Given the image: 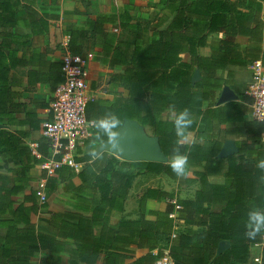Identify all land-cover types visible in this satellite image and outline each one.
Wrapping results in <instances>:
<instances>
[{"label":"trees","instance_id":"obj_1","mask_svg":"<svg viewBox=\"0 0 264 264\" xmlns=\"http://www.w3.org/2000/svg\"><path fill=\"white\" fill-rule=\"evenodd\" d=\"M73 1L85 7L90 2ZM262 2L159 0V11L152 21L135 20L139 13L131 16L129 6L121 5L116 12L87 16L80 24L67 23L63 35L70 54L93 52L99 66L120 69L92 86L110 99L89 102L86 119L95 121L114 112L121 123L124 119L137 121L147 134L158 138L167 163L126 162L106 152L94 157L95 149L106 140L97 139L93 128L75 151L80 171L61 166L46 180L48 191L66 181L67 191L73 192V209L49 217L60 240L41 233L33 235V240H24L21 255L10 257L16 264H26L39 247L48 253L41 264H57L60 253L67 255V264H125L127 256L119 251L124 249L130 259L131 246L147 252L128 264H152L164 251L180 264H249L253 245L262 246L264 264V234L255 238L245 235L248 212L264 210V171L257 167L264 160V122L245 120V141L226 158L217 157L223 139L222 130L214 126L215 121L219 125L238 122L247 111L236 101L222 108L216 102L222 87L231 83L232 68L249 70L255 61L264 66ZM58 4L59 0H0V121L17 108L13 103L19 96L15 69H27L30 87L45 83L53 91L63 81L62 61H47L34 41L48 34V21L57 18ZM109 26L126 32L129 38H119ZM204 48L207 55L201 52ZM196 71L198 78L193 79ZM238 96L250 103L246 94ZM173 105L176 112L188 108L194 116L190 131L195 143L181 148L189 156L192 178L177 177L168 166L177 139ZM18 144L6 130H0V156L19 158V162H28L30 157L38 162ZM44 148L41 154L47 156L46 140ZM144 174H164L179 187L197 185L191 198L176 200L180 207L176 215L185 231L173 234L169 214L174 208L170 203L161 211L144 209L149 198H173L172 193L154 189H146L140 197L136 219L110 225L109 214L122 211L132 181ZM73 177L79 179V186L73 185ZM149 213L155 220L144 218ZM220 241L229 246L216 255Z\"/></svg>","mask_w":264,"mask_h":264},{"label":"crops","instance_id":"obj_2","mask_svg":"<svg viewBox=\"0 0 264 264\" xmlns=\"http://www.w3.org/2000/svg\"><path fill=\"white\" fill-rule=\"evenodd\" d=\"M67 2H73L82 9L89 7L87 15L89 17H93L97 13L116 12L117 8L121 5L129 6L128 12L131 16L137 15L138 7H148L150 12L154 10H157V12L159 11V0H90L86 7L78 1L59 0L58 7L55 11L57 18L48 21L50 24L48 34H46L43 38L39 37L34 39L35 45L45 52L47 61L62 59L65 37L63 35V30L67 24L63 26V11L59 5L60 3ZM46 12L50 11L46 10ZM87 16L77 22L73 21L68 23L80 24ZM54 26L59 28V36L54 33ZM58 38H60L61 41ZM201 52L204 55H207L208 49L204 48ZM105 69L109 70L107 71ZM114 69L118 68L115 67ZM88 70L91 87L97 83L100 78H104L109 75L104 73L109 72L112 74L119 72L118 70H112V68L99 66L94 59L89 63ZM97 70L104 73L98 74ZM13 72L18 82L16 90L18 91L19 96L13 101V103L17 105L14 106L17 108H12L11 113L7 115L3 121H0V125L2 126L0 130H6L15 139H17L19 143L18 146L20 148L25 147L30 153L31 145L34 144L36 146V150L37 148L38 150L40 149V151L37 150V152L43 158L45 156L41 154V151L45 150L44 142L46 139L41 136L40 127L44 121L50 119L48 106L52 98L53 91H51L45 83H37L34 87L28 86L26 68H17ZM234 79L235 78L233 76L230 85L226 86H228L233 94L237 96V99L228 102L236 101L240 103L243 108H247V111L243 113L241 120H238V122L235 121L219 125V123L215 121L214 126L216 130H222V145L226 141H231L238 150V146L245 141V129L243 123L245 120H251V100L248 98L250 103L247 104L246 101L243 102V100L241 101V99H238L239 94H245V89H238L233 82ZM249 81L250 79L247 84ZM97 99H110V96L103 93V91H100L97 95ZM224 104L225 103L216 106H220L222 108L224 107ZM94 157L97 156L94 154ZM18 160L19 158L13 160L10 156H0V264H16V262L10 257H17L21 255L24 250V240H33V235H37L38 233L60 240L57 237L58 229L49 222L50 214L72 210L74 204L73 199L70 198V194H73V192L70 191L69 193L67 191L66 181H64L59 182L53 190L48 191L46 188L47 199L46 202L40 206L34 195V190L37 188L38 180L43 175V172L40 169L42 159L37 160L38 162H35L32 158L30 159V157L28 162L24 161L23 158L22 162H19ZM25 165L27 166L25 167ZM28 166L29 168H27ZM81 166L82 165L80 164V167ZM78 171H80V168L76 170L75 173ZM22 176H24L25 179ZM187 177L192 178L191 173H188ZM71 182L74 186H79L80 184L77 177H73ZM196 188V184H192L187 187H179L177 186V183H174L173 181L169 184V182H166L164 174L138 175L132 181L129 191H127L123 201L122 211H112L109 214V223L110 225L115 226L121 219H136L138 217L139 199L146 189L172 193V199L177 200L191 198ZM168 201L163 199L158 200L154 197L149 198L144 202V209L149 212L161 211L165 208L166 204L169 203ZM144 218L151 221L155 220V217L150 215V213L145 215ZM172 220L173 234L186 230L182 221L177 218L176 213L175 218ZM19 241H21L20 245H18ZM124 248L128 250V247ZM129 248L133 251V254H130V259L128 258L129 253L126 251L123 253L124 249L119 251L121 255L124 254L127 256L125 264H128L138 257L145 255L147 252L146 250H138L135 246H131ZM261 248V245H253L250 247L249 264H262ZM155 253L156 250L151 252V254ZM47 255L48 253L46 251H42L39 247V249L32 253V257L30 256L26 264H41V260ZM67 258L66 254L60 253L57 264H67Z\"/></svg>","mask_w":264,"mask_h":264},{"label":"built area","instance_id":"obj_3","mask_svg":"<svg viewBox=\"0 0 264 264\" xmlns=\"http://www.w3.org/2000/svg\"><path fill=\"white\" fill-rule=\"evenodd\" d=\"M260 18L264 28V2L261 3ZM67 37H64L62 55L63 81L55 87L49 102L48 111L50 119L41 124L40 132L49 143L47 156L41 157L34 144L31 153L34 159L40 160V169L43 172L38 180L34 195L39 204H44L47 199L46 180L61 166L78 170L80 164L74 160L75 151L81 147L85 140L91 136L93 129L92 120L85 117V108L89 102L97 99L99 89H92L89 82V63L94 59V54L87 52L84 55H73L66 50ZM250 81L245 94L251 100L250 117L256 122H264V66L255 61L250 66ZM264 142V132L262 133ZM174 208L169 214L171 219L180 209L175 199L168 201ZM152 264H173L164 252V256Z\"/></svg>","mask_w":264,"mask_h":264},{"label":"clouds","instance_id":"obj_4","mask_svg":"<svg viewBox=\"0 0 264 264\" xmlns=\"http://www.w3.org/2000/svg\"><path fill=\"white\" fill-rule=\"evenodd\" d=\"M172 111L174 113V132L177 139L172 150L171 159L168 160V166L177 177H185L190 167L189 156L187 151L182 152L181 148L185 146L190 148L195 143L190 131L194 123V116L188 108L176 112L173 105ZM92 126L95 129L97 139L106 140L113 148L119 150L122 123L116 113H106L103 117L93 121ZM257 167L264 171V160H261ZM245 228V235L249 238H255L258 235L264 234V210L254 208L249 211Z\"/></svg>","mask_w":264,"mask_h":264},{"label":"water","instance_id":"obj_5","mask_svg":"<svg viewBox=\"0 0 264 264\" xmlns=\"http://www.w3.org/2000/svg\"><path fill=\"white\" fill-rule=\"evenodd\" d=\"M198 78L196 71L193 79ZM237 99L228 86H223L216 105L226 103L231 100ZM2 126L0 125V128ZM120 148H113L107 141L99 145L96 150L95 156L103 152L109 153L114 157L126 162H154V163H167V158L162 153L159 146L158 138L147 134L144 127L137 121L132 119H124L122 122V131L119 138ZM237 152V148L231 141H226L219 150L217 157L226 158ZM229 243L220 241L217 246L216 255H219L224 249L228 248ZM173 264H180L173 262Z\"/></svg>","mask_w":264,"mask_h":264},{"label":"rangeland","instance_id":"obj_6","mask_svg":"<svg viewBox=\"0 0 264 264\" xmlns=\"http://www.w3.org/2000/svg\"><path fill=\"white\" fill-rule=\"evenodd\" d=\"M61 6V10L63 11L62 13V18H63V26H65L68 22H77L79 20H82V18H84L85 16L88 15V8H80L78 7L75 3L73 2H67V3H60ZM139 13L136 17L135 20H140V21H152L154 16L158 13L157 10H154L152 12H150L148 10V7H138V12ZM109 31H112L113 33L118 34L119 38L121 39H127L129 38L128 34L122 30H119L117 27L115 26H109L108 27ZM53 31L56 35H58L60 33L59 28H56L54 26ZM59 36V35H58ZM60 41L61 39L58 38ZM60 44V43H59ZM103 69V68H102ZM104 70V69H103ZM102 70V71H103ZM105 70H109V69H105ZM112 70H118L120 71V69H114L112 68ZM233 71V76H234V84L238 89L241 90H246V84L248 82V80L250 79V70L247 69H243V68H232ZM97 73H104L101 71L97 70ZM104 74H111L109 72H106ZM166 177V182H170L172 181L171 179H169L167 176ZM171 180V181H170ZM176 183V182H174ZM178 186V185H177Z\"/></svg>","mask_w":264,"mask_h":264}]
</instances>
